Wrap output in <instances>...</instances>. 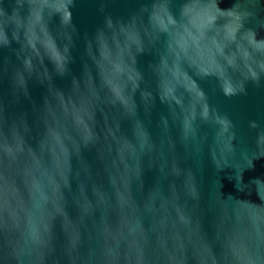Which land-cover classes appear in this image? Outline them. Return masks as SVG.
Instances as JSON below:
<instances>
[{
	"label": "water",
	"instance_id": "95a60500",
	"mask_svg": "<svg viewBox=\"0 0 264 264\" xmlns=\"http://www.w3.org/2000/svg\"><path fill=\"white\" fill-rule=\"evenodd\" d=\"M15 3L0 264H264V0Z\"/></svg>",
	"mask_w": 264,
	"mask_h": 264
},
{
	"label": "clouds",
	"instance_id": "9594fccd",
	"mask_svg": "<svg viewBox=\"0 0 264 264\" xmlns=\"http://www.w3.org/2000/svg\"><path fill=\"white\" fill-rule=\"evenodd\" d=\"M72 6H75V5L73 4ZM0 8H3L6 13L11 15L16 8L15 0H3V2H0ZM105 22L107 23V18ZM0 74L6 75L7 73H0Z\"/></svg>",
	"mask_w": 264,
	"mask_h": 264
}]
</instances>
